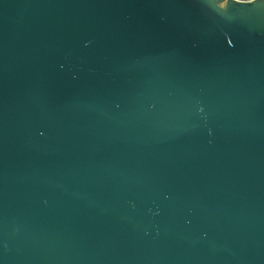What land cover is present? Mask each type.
<instances>
[{"label": "water", "instance_id": "95a60500", "mask_svg": "<svg viewBox=\"0 0 264 264\" xmlns=\"http://www.w3.org/2000/svg\"><path fill=\"white\" fill-rule=\"evenodd\" d=\"M0 264H264V0H0Z\"/></svg>", "mask_w": 264, "mask_h": 264}]
</instances>
